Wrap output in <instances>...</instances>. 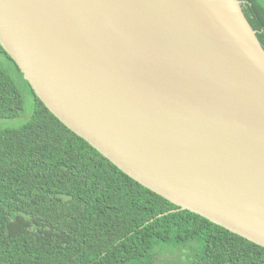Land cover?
Here are the masks:
<instances>
[{
    "label": "water",
    "instance_id": "obj_1",
    "mask_svg": "<svg viewBox=\"0 0 264 264\" xmlns=\"http://www.w3.org/2000/svg\"><path fill=\"white\" fill-rule=\"evenodd\" d=\"M0 44L123 172L264 247V47L242 0H0Z\"/></svg>",
    "mask_w": 264,
    "mask_h": 264
},
{
    "label": "trees",
    "instance_id": "obj_2",
    "mask_svg": "<svg viewBox=\"0 0 264 264\" xmlns=\"http://www.w3.org/2000/svg\"><path fill=\"white\" fill-rule=\"evenodd\" d=\"M264 47V0H242ZM33 93L0 128V264H264V247L179 209L127 175ZM0 66V117L23 112Z\"/></svg>",
    "mask_w": 264,
    "mask_h": 264
},
{
    "label": "rangeland",
    "instance_id": "obj_3",
    "mask_svg": "<svg viewBox=\"0 0 264 264\" xmlns=\"http://www.w3.org/2000/svg\"><path fill=\"white\" fill-rule=\"evenodd\" d=\"M0 66L8 72L10 77L15 81L19 90L23 96V112L17 117H0V128L5 127H18L24 124L30 117L33 110L34 100L33 93L31 92L28 84L22 78L20 72L16 69L12 61H10L6 55L0 51Z\"/></svg>",
    "mask_w": 264,
    "mask_h": 264
}]
</instances>
